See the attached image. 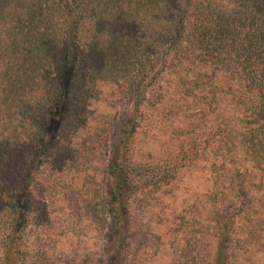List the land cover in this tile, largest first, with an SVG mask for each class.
I'll list each match as a JSON object with an SVG mask.
<instances>
[{"label": "trees", "instance_id": "obj_1", "mask_svg": "<svg viewBox=\"0 0 264 264\" xmlns=\"http://www.w3.org/2000/svg\"><path fill=\"white\" fill-rule=\"evenodd\" d=\"M164 82L212 116L216 142L206 203L169 230L177 264H253L264 238V0H0V264H58V202L78 180L91 228L107 229L105 252L124 262L134 205L158 206L179 174L135 155L145 106L173 92ZM207 232L217 245L198 261Z\"/></svg>", "mask_w": 264, "mask_h": 264}, {"label": "rangeland", "instance_id": "obj_2", "mask_svg": "<svg viewBox=\"0 0 264 264\" xmlns=\"http://www.w3.org/2000/svg\"><path fill=\"white\" fill-rule=\"evenodd\" d=\"M162 88L173 91L169 85L166 88L165 82ZM156 103L151 99L144 108L147 117L136 132L135 155L141 163L157 168L175 165L179 174L172 183L171 193L163 197L158 206H154V201L150 206L137 199L140 201L130 214L129 245L125 249L124 262L120 264H177L181 261L169 231L178 223L174 222V217L182 214L190 219L193 215L191 207L205 204L207 193L212 188L207 162L216 145L211 140L212 116L208 113L201 118L197 115L199 106L180 100L176 91L171 92L164 103ZM103 109L98 106L96 112ZM184 126L189 127L190 135L182 133ZM190 139L195 141L194 150L187 144ZM241 167L244 169L247 166L242 164ZM78 186L79 180L71 181L58 202L57 217L66 225L64 234L59 235L54 244L55 253L59 255L58 264H113V257L109 256L111 250H104L107 229L101 232L91 228L78 197ZM31 239L27 247H34ZM216 245V238L207 232L198 247V261L211 262ZM255 249L257 252L252 255L251 262L264 264V238Z\"/></svg>", "mask_w": 264, "mask_h": 264}]
</instances>
